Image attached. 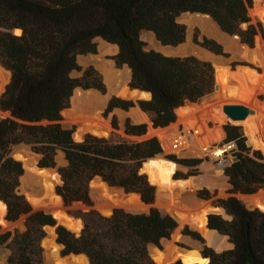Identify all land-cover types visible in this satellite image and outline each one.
I'll use <instances>...</instances> for the list:
<instances>
[{
	"label": "trees",
	"instance_id": "obj_1",
	"mask_svg": "<svg viewBox=\"0 0 264 264\" xmlns=\"http://www.w3.org/2000/svg\"><path fill=\"white\" fill-rule=\"evenodd\" d=\"M253 1L0 0V63L11 73L0 96V109L11 112L6 118L0 117V198L7 205L8 220L16 222L26 216L23 231L15 229L14 233L0 235V243H8L12 249L4 264H45V226L55 228L64 255L85 254L90 264H158L149 246H161L162 240L170 239L179 228L172 215L153 206L155 186L140 172L146 160L162 152L160 141L156 136L142 141H114L112 131L105 137L87 134L81 141L74 139V128L63 123V111L70 107L75 90L105 92L102 77L93 66L80 77L72 76L81 70L78 56L96 54L99 39L117 45L113 59L117 67L130 68L131 87L152 94L151 99L139 101L142 111L151 117L154 128H165L176 122L179 107L196 103L214 91L215 68L195 55L169 56L148 49L142 34H155L163 46H179L187 34L179 17L200 13L209 15L224 33L238 35L242 43L253 47L257 36H264L261 23L251 19ZM200 45L225 55L222 44L214 39L204 37ZM133 106V101L112 97L104 115L115 108L128 110ZM112 126L118 129L116 117ZM224 130V143L235 144L233 156L238 158L224 169L230 192L257 193L264 187L263 153L247 145L240 126L227 123ZM146 131V124L127 120V136H142ZM21 143L30 144L41 155L42 167H57L56 156L59 151L64 153L67 164L58 167L62 184L56 187L57 193L68 205L80 202L91 207L75 213L84 222L80 234L58 225L49 212L33 211L24 195L17 193L24 168L10 151ZM169 158L191 168L190 175H197L196 166L202 162L175 155ZM96 176L127 193H138L144 203L152 205L150 211L115 208L112 214L103 215L92 207L90 196V182ZM199 196L213 198L207 189ZM213 204L224 208L229 217L210 213L208 227L227 236L233 247L218 252L204 246L201 255L206 264H264V211L249 208L235 195L216 198ZM181 233L204 241L188 226ZM173 264L186 263L178 260Z\"/></svg>",
	"mask_w": 264,
	"mask_h": 264
},
{
	"label": "bare ground",
	"instance_id": "obj_2",
	"mask_svg": "<svg viewBox=\"0 0 264 264\" xmlns=\"http://www.w3.org/2000/svg\"><path fill=\"white\" fill-rule=\"evenodd\" d=\"M250 15L253 17H259L264 22V6L262 5L254 6L250 10ZM206 17L210 18L209 16ZM193 18L196 19L199 17L194 16ZM200 18H202V16ZM256 41H257L256 46L253 50L248 49L247 46H243V45L240 46L238 42L235 40H231L228 46L229 48L232 49V53L234 52L237 55L241 53L247 54V58L250 61L256 62L264 69V43L258 42V39ZM2 71L3 70L0 67V75L2 74ZM130 72L131 70L128 67H127V71H122L118 74L117 72L110 71L107 75V82L113 80H119V82L123 84L126 82V80L130 79V74H131ZM228 77L236 80V82L234 83L233 80L232 82H230L228 80ZM251 80L253 81L252 82L253 84L257 83V86L248 83V80L245 77L243 78V76H241L240 74L234 75L233 72L230 73L228 71L227 66L221 67L218 76L220 90L217 91V93H215L214 96L215 99L218 100L217 101L218 105L206 111L208 115L207 118L203 119L200 117V115L196 114L202 109V107L203 109L207 108L205 106L206 102H202L201 106H194V103L187 102V104L179 107L176 110V113L180 115V118L182 119V122L184 124V131L186 133L185 136L171 134L170 131L173 130L175 127L174 123L171 124L170 127H166V128H149L147 134L148 135L155 134L159 136L162 141L164 149L167 151L169 150V151L179 152L186 150V153L190 156L192 155V156L203 157L206 154H210L211 148L208 149V147L211 145V143L220 140L224 136V132L221 129L220 125H216L215 127L209 129L206 127V121L213 120L218 123L226 119V116L223 112V103L244 102L252 106L253 109H255V114L248 115L245 120L239 121V124H241L244 127L243 129L244 133L253 143V147L260 149L264 154V101L259 102L256 99V95L258 93H264V78L262 79V75H259L253 77V79ZM0 92H1V88H0ZM117 94L127 99H131L135 96V93L130 92L128 87L126 86L124 87V85L120 91H117ZM148 95L149 94L147 93L141 94V96L144 98H147ZM107 98L108 97L102 96L96 90L90 89V90L82 91L80 89H77L75 95H73L72 97V108L70 110H64L63 116L67 118L69 123L75 124L77 126V131L80 133L79 134L80 137L84 134H94L104 137L108 136L110 134V130L112 127L102 115V111H103L102 108L104 105H106L105 103ZM205 98L203 99V101L205 100ZM131 116L134 117L136 122H141V123L149 122V118L147 117L146 113L139 108H133L131 111ZM192 130H194V132ZM188 135L191 136L190 139L187 138ZM73 136L74 139L77 141L82 140L80 139L79 136H77V134H73ZM175 140H177V142L174 143ZM178 140L181 141V144ZM222 153H223V149L220 148H217L216 151L215 150L213 151V154H215V156H220ZM178 168H179L178 164H176L173 161L166 160L163 156H157L155 158H152L148 160L145 164V172L147 173L150 182L152 184L158 185L160 187L169 190L167 191L159 188L160 190L159 195L168 199V203H167L168 209L172 211L176 210L178 212L179 217L182 221L181 225L191 224L195 226L197 230L202 232V234L207 238L209 244L213 245L218 250L221 245H224V247L226 246V244L229 245L225 241L224 239L225 237L222 238L214 230L207 229L206 217L204 214L202 215L197 214L195 216L194 209L192 210V208L194 207H190L191 208L190 209L186 205H182V206L178 205L177 200L182 199V197H180V192H176V191L173 192V190L170 189V187L173 186L179 191L193 190L195 187L192 179L190 178L187 180H182V179L181 180L174 179L175 181L173 180V175L175 174ZM216 172L219 173L218 170H216ZM40 173L42 174V179H40L39 181L36 180L29 181L28 184H30L31 182H35L36 184H42L45 190L44 191L45 197H39L38 194H28L26 196L27 200H29L31 204H33L34 208L37 210L38 209L54 210L53 212L54 217H56L68 229L72 231L79 230L81 228V224L79 220L74 219L71 216H68L65 213V208L61 204V197L58 195H54L53 188L51 186V182H52L51 175L49 176V173L46 170H42ZM53 178L54 180H58L56 175H53ZM98 184L99 185L97 186L96 184L95 187L98 188L100 192L103 193L104 195L105 193L106 195H110L111 193H115V192L117 193L115 194L114 197H112V203H106V205H104L103 207H110V208L121 207V206L142 207V205L144 204L139 200L138 195H134V194L124 195L122 189L108 188L104 182H100ZM261 193L264 194V191H262ZM259 194L260 193L253 195H241V198L246 203L256 202L257 203L256 206L260 208L262 211H264V203L259 202L257 200ZM201 206L205 208V212H206L208 208L207 205L205 204ZM5 210H6V205L0 200V226H2L3 229H8L11 228L12 224L4 219ZM151 246L153 245H150L149 247ZM50 248L52 249V255L56 260V264H74V263L83 264L84 262V257H72L69 259L66 258L60 259L58 256V249L56 247V244L50 243ZM45 255L49 258L50 261L51 254L45 253ZM177 258L185 261L184 263L186 264H190L193 260L192 257H188L185 254H179ZM154 260L158 264H163L160 256H158Z\"/></svg>",
	"mask_w": 264,
	"mask_h": 264
},
{
	"label": "rangeland",
	"instance_id": "obj_3",
	"mask_svg": "<svg viewBox=\"0 0 264 264\" xmlns=\"http://www.w3.org/2000/svg\"><path fill=\"white\" fill-rule=\"evenodd\" d=\"M258 2L264 3V1H262V0H256V1L254 0L253 4H252V8ZM194 16L199 17V18L194 19L193 18ZM201 16H202V18H200ZM251 19H252L253 23L260 22L261 25H262V28H263V32H264V22L259 17L251 16ZM179 22L184 24L186 26V30H187L186 40H185V42L183 44H181L179 46H176V47L163 46L156 39V37H155V35L153 33L144 32L142 34V39L146 42L148 49H154V50L160 51L163 54L169 55V56L195 55V56H197V57H199L201 59L210 61L214 65L215 68H216L217 65L225 64V67L226 66L228 67V71L230 73L233 72L234 75L235 74L236 75L240 74L241 76H243V78L245 77L248 80V83H250V84H253L252 83L253 81L251 79H253V77H255V76L262 75V79L264 78V69H263L262 66H260L256 62L250 61L247 58V54L241 53V54L237 55L234 52L232 53V49L229 48V46H228V44H229V42L231 40L237 41L240 46L243 45V46H247L248 47V45L245 44V43H242L241 39H238V38L234 37L233 35L230 36L229 34L224 33L214 20L206 17L205 15L184 13V14H182L179 17ZM14 30H13V33L17 34V33H15ZM21 33H22V30H20L19 34H21ZM220 35H222V36H220ZM204 37H208V38L214 39V40L218 41L220 44H222L226 58H224L222 55H217L214 52L208 50L207 48L201 46L200 42L203 40ZM257 39H258V42H263L264 43V36L262 34H259L257 36V38L255 39L254 46H256V42H257L256 40ZM228 40H230V41H228ZM97 43H98V51H97L96 54H85V55H79L78 56V63L81 66V70L74 71L72 73V76L73 77H80L83 74V71L89 66H93L95 69H97V71L101 75L102 80H103L104 85H105V92H101V91H98V90H96V91H98L102 96L108 97L106 99V103H105L106 105H104L103 108H102L103 109L102 115L104 116V118L109 122L110 126L112 127L110 132L111 131L115 132L112 135L111 139L114 140V141H120L122 139H126V140H129V141H142V140H144V139H146L148 137L156 136L158 138V140L160 141V144H161V147H162V152L160 154H157V155H162L166 160L173 161V162H175V163H177L179 165V168L177 169V171L173 175V180L174 179L175 180H177V179L178 180H181V179L185 180V179H189L190 178V179H192L193 184L195 186L193 190H183V191H181V190L179 191L178 189L174 188L173 186L170 187V189H172L173 192L174 191L180 192V197H182V199H178L177 200V203L180 206L186 205L188 208H190V207L196 208V205L200 203L199 206L206 204L207 207H208L209 203L210 202L213 203L214 199H216V198H227L230 195H235L236 197H238L240 200H242L248 206V203H246L241 198V195H245V194H241V193L232 194L230 192L231 185L229 184L227 176H225V174H224L225 167L230 165L233 162V157H234L233 156V150L235 148V144L234 143H224V139L226 138L224 125L227 124V123H230L232 125H238V126L241 127V130L243 131V133H244V130H243L244 127L241 124H239V122H234V121L229 120L225 113L224 114L226 116V119L223 120L222 122H218L217 123V122H215L213 120H207L206 121V127L207 128L210 129V128L215 127L216 125H220L221 129L224 132V136L220 140L214 141L213 143H211V145L208 147V149L211 148L210 154H206L205 156L201 157V156H192V155L190 156V155H188L186 153V150L179 151V152L165 150L164 147H163L162 141H161L159 136H157L155 134H153V135L152 134H150V135L147 134L148 131H149V128L153 127L152 123H151L152 122L151 117L149 116V122H142V123L141 122H136L134 117L131 116V111H132L133 108H130L128 110H122V109H119V108H115L110 114H108V116H105L104 112H105V110H106V108L108 106V103H109V101H110V99L112 97H117V98H120V99L132 101L131 99L124 98V97L120 96L119 94H117V91H120L122 89L123 85H124V87L125 86L128 87V84H130V81H131V74H130V79L126 80V82L123 83V84L121 82H119V80H113V81L107 82V75H108V73L110 71L117 72V74H118V73H120L122 71H127V66H123L121 68L117 67V65L115 63V60L113 59V56H115L117 54V52L116 53L115 52H111V48H112L111 46L112 45H109L108 43H106L105 41H103L101 39H99L97 41ZM229 49H231V50H229ZM248 49H249V47H248ZM104 50L105 51L107 50V51L105 52ZM0 67L3 70L2 74L0 75V88H1L0 96H1V94L4 91V87L10 81L11 73L1 63H0ZM246 68H247V70H246ZM246 71H248V72H246ZM228 80L230 82H232V80H233L234 83L236 82V80H234V79H232L230 77H228ZM253 85L257 86V83L256 84L254 83ZM78 89H80V88H78ZM92 90H95V89H92ZM76 91H77V89L75 90L74 95H75ZM215 93H217V92H212L211 94L205 96L206 98L204 97L205 98L204 101H203L204 98H202L200 101L194 103V106H201L202 102H206L205 106L207 108L203 109V107H202V109L199 112L196 113L197 115H200L201 118H203V119L207 118L208 115H207L206 111L208 109L213 108V107L218 105V103H217L218 100L215 99V97H214ZM256 99L259 102H263L264 101V93H258L256 95ZM229 103H231V102H229ZM232 103L244 104V105L248 106L249 108H253L252 106H250L249 104H246L244 102H232ZM224 104H228V103H223V105ZM70 107L72 108V99H71ZM134 108H139V107L135 106ZM176 114H177V120L174 123L175 127L170 132L173 135L177 134V135L185 136L186 133L184 131V124L182 122V119L180 118V115L178 113H176ZM114 117H116V119H117V124H118V129L117 130H114L113 126H112V120H113ZM65 118L66 117H64V120H63L64 125L67 126V127L75 128V130H76L75 134H77V132H78L77 131V126L75 124L69 123L67 118L66 119ZM127 120H129L132 124H135V125L136 124H146L147 125L146 134L142 135V136H127L125 134V126H126ZM167 127H170V125L167 126ZM192 131L194 132V130H192ZM146 135H148V136H146ZM77 136H79V135L77 134ZM245 136L248 139V136L246 134H245ZM178 141L181 144V141L180 140H178ZM175 142H177V140H175L174 143ZM178 146H180V145H178ZM217 148L223 149V153L220 156H215V154H213V151L214 150L216 151ZM252 149L253 150H260V149H257L255 147H252ZM61 155H63V156H61ZM169 155H175L177 158H180V159H184V158L201 159L202 162L198 166H196L197 167L196 168L197 169V175H190L192 173V169L191 168H189L187 166H184V165H181L178 162L172 160L171 158H169ZM56 162H57L56 166H58V167L65 166L67 164V161L65 159L64 153H62L60 151L58 152V154L56 156ZM216 170H218L219 173H217ZM50 175L51 174H49V176ZM195 178H196V180H195ZM51 179H52L51 186L53 188V193L55 195L54 189L58 185H61L62 182L54 181L53 176H51ZM196 181L198 182V184L196 183ZM98 185L99 184H97V186ZM154 186H155V184H154ZM158 187L161 188V189L167 190L166 188H163V187H160V186H158ZM203 189H207L209 191V193L213 196V198H211V199L201 198L199 196V193ZM96 190L97 191H92L90 193V196H91V199H92V202H93V206L92 207L94 209H96L97 211H99L100 213H102L103 215H108L107 213H105L102 210V208H104L103 206L106 205V203L104 204V199H109L110 201H112V197H114L115 194H117V193L116 192L115 193H111L110 195H106V193H105V195H104L103 193L100 192V190L98 188H96ZM44 191H45L44 190V186L42 184L30 183V184L26 185L25 186V190L20 192L19 194L24 195V197L27 200L26 196L28 194H38L39 197H45ZM167 191H169V190H167ZM197 193H198V196L200 197L198 199L195 197ZM129 194L130 193H128V194L124 193V195H129ZM184 195L188 199L187 198L183 199ZM163 199H164V201H163ZM139 200H140V197H139ZM27 201L29 202V204L32 207L33 211H37V209L34 208L33 204H31V202L29 200H27ZM167 203H168V199L159 195L156 198V201L153 204V206L157 207L163 214H170L171 215V213L172 212L174 213V211H176V210L172 211V210L168 209L167 208V206H168ZM61 204L65 208V213L69 212L71 215L77 217L78 219H81V218L79 216H76L75 213H77L78 211H87V210L90 209V207L85 208L86 205L83 204V203H80V202H74V203L68 205V204L64 203L63 200L61 199ZM98 205H102V206L98 207ZM151 206L152 205H150V204H145L144 203L142 205V207L121 206V207H113V208H124L125 210H127L129 212L132 211V212H136V213H148L150 211ZM194 208H192V210ZM38 210H44L46 212L51 213L54 216L53 212H51V211H48V210H45V209H38ZM210 213L221 214L223 217L228 218V217L224 216L222 213H220V211H217V210H214V209L212 210V208H210V207H208L207 211L204 212L203 214L205 216H208V214H210ZM25 219H26V216H22L18 221H16V223L14 225L11 226V228H8V229H3V227L0 226V235L5 233V232H7V231H11L12 233H14L15 229H18L19 231H23L25 229V224H24L25 223ZM56 221H57L58 225L61 224L58 221L57 218H56ZM185 226H188L190 229L199 232L202 235L204 241H199V240L193 239L190 236H186V235L181 234V231H182V229ZM51 229H54V227L45 226L46 236L43 239L44 241L47 240V237L50 235V230ZM178 229H180V232H178L176 235H175V232H174L172 234V236H171V241L174 242V243H177L178 245H181V246L189 249L190 251H192L191 252V255H192L191 257L193 258L194 261L192 260V262L190 264H198V263L199 264H205V263H207V260L204 259L202 257V255H201V250L203 249L204 246L212 247L213 245H210L207 242V239L202 234V232L197 230V228L195 226L191 225V224H184V225H180L179 224V228ZM12 237H13V235L9 239V242L12 239ZM43 240H42L43 256L45 257V252L44 251L46 249V246L43 244ZM7 245H8V243H6V244H1L0 243V264L6 263L8 257L12 253V249L7 247ZM162 246H163V244H162ZM56 247H57V249L59 251L60 248L58 246H56ZM151 247H149L150 251L155 249L154 246H151ZM212 248L214 249L215 247L213 246ZM229 248H232V247L230 245H227V244H226L225 247H223V249H229ZM223 249H221V250H223ZM215 250L218 251V252L221 251V250H218L216 248H215ZM197 255H199V256H197Z\"/></svg>",
	"mask_w": 264,
	"mask_h": 264
},
{
	"label": "water",
	"instance_id": "obj_4",
	"mask_svg": "<svg viewBox=\"0 0 264 264\" xmlns=\"http://www.w3.org/2000/svg\"><path fill=\"white\" fill-rule=\"evenodd\" d=\"M262 1H264V0H262ZM250 8H252V6ZM197 14H200V13H197ZM201 15H204V14H201ZM205 16H209V15H205ZM230 36H232V35H230ZM233 36L236 37V38H238V39H240V37L238 35H233ZM248 47L251 50H253L255 48V46H253V47L248 46ZM222 56L224 58H226L225 55H222ZM221 67H225V64L217 65L216 68L214 67L215 68V86H214V91L213 92H217V91L220 90V84H219V81H218V76H219V70H220ZM80 89L82 91H86L83 88H80ZM128 89H129L130 92H134L135 93V96L133 98H131V100L134 102V106L132 108H134L135 106H137V107H139L141 109V107L139 105V101L140 100H148V99H151V97H152V94L150 92H147V91H144V90H141V89L133 88V87H131L130 84H128ZM4 90H5V87H4ZM143 93L149 94L148 97L147 98L142 97L141 94H143ZM188 103H191V102H188ZM70 109H71V107H69V108H67L65 110H70ZM223 112L226 114V116H227V118L229 120L234 121V122H239V121L245 120L248 115L255 114V109L249 108L248 106H246L244 104L228 103V104H224L223 105ZM10 115H11V112H9V111H3L2 109H0V117L6 118V117H8ZM151 123H152V126H153V122H151ZM152 128H154V126ZM75 132H76V130L74 128V134H75ZM245 132H246V130H245ZM77 134L79 135L80 133L77 132ZM86 135L87 134H84L81 137L80 136L79 137H80V139L83 140ZM247 145L249 147H253V143L251 142V140L249 138L247 139ZM10 156H12L16 160L21 161L22 164H23V168H24V174L21 177L20 186L16 190L17 193H20V192L24 191L25 190V186L28 185V182L29 181H33V180L39 181L40 179H42V174L40 173L42 170H46L49 174H51V176L56 175L57 178H58V180H54V181L62 182V178H61V174H60V172L58 170V166L57 167H42L40 165L41 155L38 154V153H36L33 150L32 146L30 144L21 143V144H18V145H13L11 147ZM157 156H162V155H157ZM157 156H155V157H157ZM155 157H152V158H155ZM152 158H149L148 160H150ZM237 159H238L237 157H233V162L236 161ZM148 160H146L142 164V166L140 168V172L141 173H144L146 175H147V173L145 172V164H146V162ZM224 174H225V172H224ZM147 177H148V175H147ZM148 179H149V177H148ZM185 180H187V179H185ZM100 182H104L107 185L108 188H118V189H122L123 193L128 194L123 188H121V187H113V186L109 185V183H107L102 177H99V176H96L90 182V186H89L90 193L93 190L96 191L95 185L98 184V183H100ZM31 183H35V182H31ZM152 185H154V184H152ZM262 191H264V187L261 188L256 194L260 193L259 196L257 197V200L259 202L264 203V194L261 193ZM54 192H55V195L60 196L57 193L56 188L54 189ZM159 193H160L159 187L157 185H155V201H156V198L159 196ZM130 194H135V195H138V197H140V195L138 193H130ZM195 197L197 199L200 198L198 196V193L196 194ZM61 199L63 200L62 197H61ZM0 200H1V198H0ZM1 201L6 205V203L3 200H1ZM140 201L142 203H144L142 201L141 197H140ZM63 202L65 203L64 200H63ZM105 203H112V201H110L109 199H104V204ZM256 204H257L256 202L248 203V207L249 208H256L257 207ZM87 207H89V206L86 205L85 208H87ZM208 207L213 208L214 210L220 211V213H222L224 216L229 217L224 208H222V207H216L212 202L209 203ZM114 209L115 208H110V207H104V208H102V210L105 213H107L108 215L112 214L113 211H114ZM194 209H195L194 210V215L195 216L197 214L202 215L205 212V208H203L202 206H196V208H194ZM48 211L54 212V210H52V209L51 210H48ZM66 214L68 216H71L74 219H78L77 217L71 215L69 212H67ZM6 215H7V205H6L4 219L7 222H9L12 225H14L16 222L8 220L6 218ZM171 215H173V217H175L176 220L181 225V222L182 221H181V219L179 217L178 212L177 211H174V213L172 212ZM205 217H206V227H207V229L208 230H212V229H210L208 227V218H207V216H205ZM79 220L81 221L82 226H81V228L79 230L73 231L76 234H80L81 231H82V229L84 228V222H83V220L82 219H79ZM59 225H64V224L61 223ZM214 231L219 236H221L222 238L225 237L224 238L225 241L231 247H233V244L228 241V237L227 236L221 235L216 230H214ZM178 232H180V229L175 230V234H177ZM207 242H208V240H207ZM50 243H54V244H56V246H58L60 248V250L58 251L59 258H61V259H65V258L66 259H69V258H72V257H84V263L83 264H90V259L85 254H69V255H64L63 254L62 250H63L64 247L57 240V233H56L55 228L50 230V235L47 237V240H45V241L43 240V244L46 246V249H45L44 252L51 254L50 255V261H49V258L45 255V257H44L45 264H56V260L54 259L53 255H52V249L50 248ZM161 243L163 244V246H162V244H161V246L153 245L155 247V249L154 250H151V251L149 249V252H150V255H151V257L153 259H155L158 256H160L161 261H162L163 264H173V263L177 262L178 260H181V259L177 258V256L179 254H185L188 257H191L192 256L191 255V251L189 249H187V248H185V247H183L181 245H178L177 243L172 242L171 241V238L170 239H163ZM223 247H224V245H221L220 248H219V250L223 249ZM223 250H225V249H223ZM223 250H221V251H223ZM183 262H185V261H183ZM74 264H76V263H74Z\"/></svg>",
	"mask_w": 264,
	"mask_h": 264
},
{
	"label": "crops",
	"instance_id": "obj_5",
	"mask_svg": "<svg viewBox=\"0 0 264 264\" xmlns=\"http://www.w3.org/2000/svg\"><path fill=\"white\" fill-rule=\"evenodd\" d=\"M101 40H102V39H101ZM103 41H104V40H103ZM106 43H107V42H106ZM108 44H109V43H108ZM109 45H112V44H109ZM111 47H112V48H111V52L114 51L115 53H116V52L118 53V47H117V46L112 45ZM113 47H114V48H113Z\"/></svg>",
	"mask_w": 264,
	"mask_h": 264
},
{
	"label": "built area",
	"instance_id": "obj_6",
	"mask_svg": "<svg viewBox=\"0 0 264 264\" xmlns=\"http://www.w3.org/2000/svg\"><path fill=\"white\" fill-rule=\"evenodd\" d=\"M191 136H188L187 138L189 139Z\"/></svg>",
	"mask_w": 264,
	"mask_h": 264
}]
</instances>
